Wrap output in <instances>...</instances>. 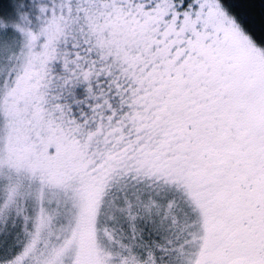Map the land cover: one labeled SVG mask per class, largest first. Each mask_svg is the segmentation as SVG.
Wrapping results in <instances>:
<instances>
[{
	"label": "snow or ice",
	"instance_id": "6c2138e0",
	"mask_svg": "<svg viewBox=\"0 0 264 264\" xmlns=\"http://www.w3.org/2000/svg\"><path fill=\"white\" fill-rule=\"evenodd\" d=\"M0 264H264V0H0Z\"/></svg>",
	"mask_w": 264,
	"mask_h": 264
}]
</instances>
